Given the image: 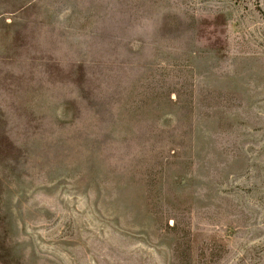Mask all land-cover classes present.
Instances as JSON below:
<instances>
[{
    "label": "rangeland",
    "instance_id": "obj_1",
    "mask_svg": "<svg viewBox=\"0 0 264 264\" xmlns=\"http://www.w3.org/2000/svg\"><path fill=\"white\" fill-rule=\"evenodd\" d=\"M0 264H264V0H0Z\"/></svg>",
    "mask_w": 264,
    "mask_h": 264
}]
</instances>
